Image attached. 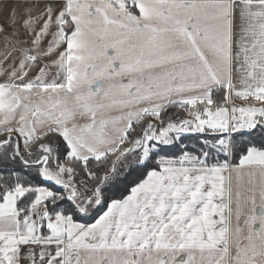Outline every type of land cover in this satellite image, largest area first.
I'll use <instances>...</instances> for the list:
<instances>
[{
  "label": "snow or ice",
  "instance_id": "obj_1",
  "mask_svg": "<svg viewBox=\"0 0 264 264\" xmlns=\"http://www.w3.org/2000/svg\"><path fill=\"white\" fill-rule=\"evenodd\" d=\"M0 40V264H264V0H0Z\"/></svg>",
  "mask_w": 264,
  "mask_h": 264
},
{
  "label": "trees",
  "instance_id": "obj_2",
  "mask_svg": "<svg viewBox=\"0 0 264 264\" xmlns=\"http://www.w3.org/2000/svg\"><path fill=\"white\" fill-rule=\"evenodd\" d=\"M183 110L182 109H169L168 110V114H171V115H173V116H175V115H181V112H182ZM182 116V115H181ZM244 139H247L246 137L244 138ZM190 142L191 143H193V144H195L196 143V138L193 136L192 138H191V140H190ZM6 174L4 173V171H3V168H2V166H0V177H4ZM8 178V182H11V179H10V177H7ZM2 182L4 183L5 181H4V179H2Z\"/></svg>",
  "mask_w": 264,
  "mask_h": 264
},
{
  "label": "crops",
  "instance_id": "obj_3",
  "mask_svg": "<svg viewBox=\"0 0 264 264\" xmlns=\"http://www.w3.org/2000/svg\"><path fill=\"white\" fill-rule=\"evenodd\" d=\"M3 50H4V45H3L2 40H0V53H2ZM0 59H3V56H2V55H0ZM234 82H235L238 86H240V78H239V76H235V77H234ZM235 103L239 105V104H242V103H244V102L241 101V100H239V99H237V100H235Z\"/></svg>",
  "mask_w": 264,
  "mask_h": 264
},
{
  "label": "rangeland",
  "instance_id": "obj_4",
  "mask_svg": "<svg viewBox=\"0 0 264 264\" xmlns=\"http://www.w3.org/2000/svg\"><path fill=\"white\" fill-rule=\"evenodd\" d=\"M181 115L183 116V115H185V113L182 111L181 112ZM3 182H2V179H0V184H2Z\"/></svg>",
  "mask_w": 264,
  "mask_h": 264
}]
</instances>
